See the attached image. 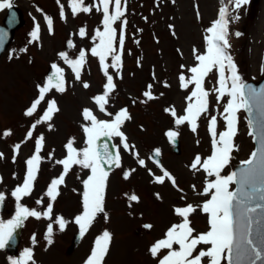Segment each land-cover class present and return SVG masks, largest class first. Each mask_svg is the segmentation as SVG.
I'll return each mask as SVG.
<instances>
[{"label": "rangeland", "instance_id": "rangeland-1", "mask_svg": "<svg viewBox=\"0 0 264 264\" xmlns=\"http://www.w3.org/2000/svg\"><path fill=\"white\" fill-rule=\"evenodd\" d=\"M12 1L24 11L25 24L0 59V153H3L0 157V193H4L10 208L9 213H0V219L7 221L15 216L17 201L12 192L23 184L27 173L26 161L35 154L41 135L44 142L33 189L19 203L41 212L51 203L53 210L51 219L28 217L24 220L19 254L11 256L0 249V264H12V260L23 256L25 249L32 250V260L28 264H79L88 258L96 238L105 229L112 234V239L103 264H159L168 250H161L158 256L153 257L149 249L165 237L168 228L181 222L182 218L175 214L174 208L186 204L201 205L210 198V195H201L206 181L215 179L214 176L208 177L202 168L194 170L190 166L196 155L199 154L203 162V158L213 151L210 118L216 117L218 134L226 128L224 107L229 97L226 95L217 100L214 91L218 86L216 70L209 73L204 82V87L210 91L208 112L198 119L196 131L193 132L187 122L178 125L175 121L186 114L187 97L194 90L192 84L187 89L183 88L179 77L181 74L186 78L191 76L188 69L198 63L194 49L200 53L205 51L206 29L218 18L224 5L221 0H127L124 16L114 24L121 66L111 67L112 57L105 62L109 65L108 74L113 76L115 88L102 112L94 97L104 93L107 77L99 58L91 54V49L99 43L96 30H104L103 12L93 6L90 12L73 15L69 0H59V3L58 0ZM98 3L99 0H84L85 5ZM224 4H228V0H224ZM61 5L64 18L61 17ZM228 9L231 16L239 15L238 20H231L230 16L228 39L231 47L228 51L244 81L260 78L264 74V0H260L259 12L254 18L248 17L249 3L236 11L228 4ZM6 11L7 8L0 10V22ZM45 15L53 20L51 30ZM123 20H127L126 26L122 25ZM37 22L40 24L39 39L33 41L30 33ZM82 27L85 28L84 36L79 35ZM237 32L241 35H235ZM121 34L124 39L122 51L119 50ZM82 50L86 53L85 63L77 79L60 53L66 52L69 59H78ZM53 64L64 69L66 90L59 92L53 88L37 111L32 116L26 115L39 95L38 85L47 83V71ZM84 83L89 86L85 88ZM149 85H152L153 99L143 95L149 90ZM52 99L56 100L59 111L50 121L36 124L33 130L32 125L42 117L48 101ZM86 108L101 120L114 119L116 113L126 108L131 119L123 123L121 131L125 133L130 147H123L121 137H111L121 159L119 167L109 170L104 200L107 214L104 218L98 214L78 248L68 254L66 251L72 235L79 228L74 218L82 212L83 181L91 171L73 165L65 175L64 183L59 186L55 201L46 192L51 181L63 173V165L57 161L67 156L66 145L70 139L78 150L87 146L84 126L90 121H86L82 114ZM173 108L176 116L166 111ZM237 116L236 148L231 153L229 164L221 172L225 176L233 172L234 164L247 160L254 149L244 109ZM29 130H32L31 138L27 137ZM170 130L176 131L181 138L180 154L172 150L167 135ZM5 131L11 134L5 136ZM17 144L20 145L18 152L14 149ZM152 149L161 151L162 167L151 157ZM140 159L145 161V166L139 164ZM131 169L135 171L125 179L124 173ZM163 170L173 174L175 186L168 178L162 184L155 182L154 177L163 175ZM233 187L234 183L230 185V190ZM133 193L141 198V203L129 205V196ZM38 200L40 204H37ZM61 216L66 221L63 230L58 222ZM189 219L195 229L193 235L209 229V216L199 208ZM146 221L152 224L149 231L141 227ZM49 224L53 228L51 243L47 238ZM207 247L200 245L197 252ZM203 264H208V258H204Z\"/></svg>", "mask_w": 264, "mask_h": 264}, {"label": "snow or ice", "instance_id": "snow-or-ice-1", "mask_svg": "<svg viewBox=\"0 0 264 264\" xmlns=\"http://www.w3.org/2000/svg\"><path fill=\"white\" fill-rule=\"evenodd\" d=\"M221 3L224 6L220 8L218 18L206 29L208 35L205 37V51L200 53L194 49L195 60L198 63L188 69L191 76L186 78L185 75L181 74L179 77L183 88L187 89L192 84L194 90L187 97L189 103L185 110L186 114L175 121L178 125L187 122L191 125L192 131H196L198 119L208 112L210 91L204 87V82L209 73L216 70L218 73V86L215 87L214 91L217 93V100L223 99L226 95L229 97L224 107L226 128L218 134L216 131L217 119L215 116L210 118L213 151L211 155L203 158V162L202 157L199 154L196 155L190 166L194 170L202 168L208 177L214 176L215 179L206 181L201 195H210V198L201 205L186 204L183 207L174 208L175 214L182 218L181 222L168 228L165 237L157 240L149 249L153 257L158 256L161 250H168L167 254L160 258L159 264H203L204 258H208V264H222V261H226V264H258V262L264 264V86L257 89L247 84L239 74L238 67L228 51L231 47L228 39L231 16L228 4H231L233 11H236L247 5L249 0H228V4H224V0H221ZM69 5L73 15L79 12H90L93 6L96 7L97 11L103 12L104 30H96L99 43L91 49V54L99 58L107 77L104 93L94 97L100 111L103 112L105 111V105L108 103V96L115 88L113 76L108 74L109 65L105 62L108 57H112L111 67L120 68L121 66V55L118 54L116 47L117 29L114 24L124 16L127 0H123V3L122 0H99L96 5H85L84 0H69ZM110 6L112 7L111 11ZM12 7V0H0V10L5 8L10 10ZM61 17L64 18L63 5H61ZM238 19L239 15L231 16V20ZM45 20L49 30H51L52 18L45 15ZM126 24L127 20H123L122 25L126 26ZM39 34L40 24L37 22L30 36L33 41H36L39 39ZM85 34V28H80L79 35L84 36ZM6 35V32L0 29V47L3 46ZM235 35L239 36L241 33L237 32ZM69 43L71 46V42ZM123 44L124 39L121 34L119 39V50L121 51ZM21 51H26V49ZM60 56L71 66L76 78L79 79L85 63V51L82 50L79 53L78 59H69L66 52L60 53ZM52 68L54 72L48 77L47 83L44 86L38 85L39 95L27 109L26 115L32 116L41 102L45 100L46 94L53 88L59 92L66 90L64 69L57 64H53ZM262 71H264V68H262ZM88 86L87 83H84L85 88ZM151 87L152 85H149V90L143 93L148 99L154 98ZM193 98H195V102H192ZM241 109L246 110L249 114L251 129L249 135L255 138L258 147L251 153L248 160L241 162L242 167L238 171H233L226 176L221 175L222 170L232 159V151L236 148L234 137L238 131L237 113ZM58 111L56 100H49L42 117L32 125V129H35L36 124L50 121ZM166 111H170L173 116H176L174 108L166 109ZM82 114L86 121H90V124L84 126V131L87 134V146L78 150L73 146V141L70 139L66 145L67 156L57 161V163L63 165V173L51 181L46 192V195L52 201H55L59 195V186L64 183L65 175L73 165L90 169L91 174L83 181L82 212L74 218L75 223L79 226L81 236L92 226L98 214L105 211L104 200L109 176V170L106 166H120L121 157L119 152L113 154L107 141L102 145H99L98 141L101 137H121L123 147L129 149L127 137L121 131V127L126 120L131 119L126 108L121 109L115 114L114 119L109 120L98 119L92 110L87 108L83 110ZM108 115L111 116L112 114L108 113ZM10 134V131L3 133L5 136ZM167 135L174 140L178 133L170 130ZM27 137H32V130L27 132ZM43 142L44 137L41 135L36 143L35 154L26 161L27 173L23 184L17 186L12 192L17 201L15 216L7 221L0 219V249L8 246L16 229L21 227L28 217L51 219L53 210L51 203L47 205L46 210L43 212L19 203L21 198L30 195L33 189L41 161L40 150ZM19 148V144L14 146L17 152ZM156 154L159 155V149H156ZM2 156L3 153H0V157ZM139 164L145 166V161L140 159ZM133 171L135 169L126 171L124 178L127 179ZM165 178L170 179L174 186L176 185L175 177L167 170H163V175L155 176L154 180L156 183L162 184L165 182ZM233 183L238 186L235 190H230V185ZM156 195L159 198V194ZM4 199V193H0V203ZM129 200L138 202L139 197L133 193L129 196ZM40 203L41 201L38 200L37 204ZM198 208L203 213L208 214L209 229L206 232L193 235L195 229L191 227L189 217ZM58 222L60 229L63 230L66 224L63 216L58 218ZM145 227L151 228L152 226L145 225ZM52 232V225L49 224L47 228L49 243H51ZM111 239L112 234L105 229L96 238L94 247L85 264H103ZM174 245H178V248H174ZM200 245L208 247L200 248L197 252ZM194 252L197 254L193 255ZM31 260L32 250L25 249L23 256L12 260V264H28Z\"/></svg>", "mask_w": 264, "mask_h": 264}, {"label": "water", "instance_id": "water-1", "mask_svg": "<svg viewBox=\"0 0 264 264\" xmlns=\"http://www.w3.org/2000/svg\"><path fill=\"white\" fill-rule=\"evenodd\" d=\"M259 0H252L251 2V15L253 16L257 10V5H258ZM11 18V20H10ZM22 22V13L20 12V10L16 7H12V9H10L8 16L5 18L4 21V25H0V29H3L6 32V37L4 39V43L3 46L0 47V54L1 52L7 47L8 43L11 41L12 37H13V31L14 29L19 26ZM54 71H52L50 74L52 75ZM249 85H252L253 87L260 89L262 86H264V80L260 81V82H249L247 83ZM248 113V112H247ZM249 115V114H248ZM108 142L109 143V147L110 150L113 152V154H115V150L112 146L111 140L108 137H101L100 140L98 141L99 145H102L104 142ZM258 147V144H257ZM113 165H107V168H110ZM242 167V165H238L236 168V171H238L240 168ZM238 186V185H237ZM20 233H21V227L17 228L16 231L13 234V239L11 241H9L8 246H6L5 248H7L9 251L14 252L19 240H20ZM80 232L75 236L73 243L75 244L79 237H80ZM259 264V262H258Z\"/></svg>", "mask_w": 264, "mask_h": 264}]
</instances>
